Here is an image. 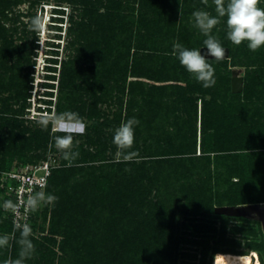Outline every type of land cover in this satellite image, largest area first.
Instances as JSON below:
<instances>
[{
    "label": "trees",
    "instance_id": "16d2710c",
    "mask_svg": "<svg viewBox=\"0 0 264 264\" xmlns=\"http://www.w3.org/2000/svg\"><path fill=\"white\" fill-rule=\"evenodd\" d=\"M10 2L13 0H0V15L5 14L3 10ZM72 4L74 10L81 12L79 21L74 22L71 29L72 45L81 46L84 43L78 49L80 55L86 47L85 32L91 30L88 28L86 31L87 17L98 28L95 31L105 46L101 52L108 49L112 51L109 55H112L116 50L114 41L118 34L123 32L125 35L120 40L124 48L116 50L118 56L114 63L108 66L104 61L103 70L108 75L105 86L118 93L115 98L121 110L114 114L115 123L120 125L129 118L139 121L134 127L135 142L129 151L140 149L152 154L141 161L136 158L117 164L81 165L86 164L90 157L106 154L109 148L111 137L102 130L95 132L90 129L83 136L84 145H98L100 150L93 154L85 150L84 145L75 146V151L82 152L80 158L72 166L64 164V167L55 170L47 188V194L58 197L50 222L52 235L62 237L60 255L50 243L40 242L36 238L35 232L40 225L38 220L41 219L38 215L30 236L35 251L25 261L26 264L35 260V264H179V248L185 243L204 246L203 264H206L210 235L214 236L218 247L238 245L234 239L227 237L228 218L216 214L215 210L226 205V197L234 199V205L264 203V139L262 133L258 132L259 104L264 99V90H261L264 86V62L256 56L259 49L255 52L249 50L246 42L233 45L227 39L225 18H221V22L212 29L211 35L220 33L219 41L223 47L229 48L231 66L242 65L249 69L240 92L232 91V80L225 76V98L229 104L227 108L223 107L224 112H219L214 108L216 98L207 100L204 97L215 86L203 87L171 55L173 42H179L188 49L205 47L202 39L206 37L200 31V35L196 34L198 29L193 26L194 21L191 22L194 20L192 13L203 10L217 15L212 0L208 5H204L202 0H73ZM162 17L167 22L163 29L172 37L158 48V41L153 36L159 32L161 34L159 26L164 20H161ZM1 32L0 28V36ZM11 44L4 37L3 48L8 47L6 56L10 54ZM133 49L134 54H131ZM240 59L245 61L241 64ZM208 62L215 69L216 85L220 83L221 75L216 70H228V60L212 59ZM75 63L68 62L63 68L61 77L64 91L72 86L76 74ZM110 72H113L112 75H109ZM137 78L173 84L151 85ZM181 83H186V87ZM16 93L3 100L8 104L0 110V155L8 148L7 144L12 138L18 139L17 144L21 149H32L39 134L42 137L39 143L43 141L46 145L53 139L50 130L26 136L27 128L23 127L24 121L20 119L23 107H14V104L20 103L22 95ZM196 93L201 95L202 101L199 138L196 129H193L190 112L192 105L198 101V97L194 96ZM103 97L96 96L92 101L88 110L90 117L102 114L97 104L107 101ZM74 98L71 93L70 99ZM123 108L126 114L122 112ZM178 110L184 113L182 119L177 117ZM85 111L81 108L77 113L83 117ZM195 113L198 121L197 108ZM114 121L111 120V123ZM106 122L102 127L109 126V120ZM7 129L10 138L5 136ZM198 146L200 155L197 156ZM39 158L41 155L33 156V159L30 157L27 164L47 159L34 160ZM114 166L128 167L129 172L117 180L110 175L104 184L109 188L108 193L100 194L97 188L103 176L98 177L96 171ZM87 171L93 172L89 178L81 181L80 178ZM83 195L86 197L83 198ZM188 211L193 218H188L182 224L181 217L188 215ZM44 214L43 211L42 220L46 221L48 215ZM219 220L222 222L220 234L217 233ZM7 221L8 230H12L9 215ZM89 221L95 225L90 227ZM181 226L184 231L190 232L183 235ZM38 233H44V229L41 231L39 227ZM249 246L264 251L263 242ZM218 247L213 249V255L228 252ZM0 252V263L8 259L10 253L16 259L19 245L15 242L12 248L0 249ZM182 256L189 257L188 254Z\"/></svg>",
    "mask_w": 264,
    "mask_h": 264
},
{
    "label": "rangeland",
    "instance_id": "374dc122",
    "mask_svg": "<svg viewBox=\"0 0 264 264\" xmlns=\"http://www.w3.org/2000/svg\"><path fill=\"white\" fill-rule=\"evenodd\" d=\"M72 1L73 0H16V2H14L13 0V2H10L3 10L5 14L1 13L0 28L2 29V32L0 36V110L4 108L5 104H8L7 102L3 101L4 99L12 97L14 93L19 92L20 95H22L21 101L18 104H14V107H23L20 119L24 121L23 127L27 128L26 136H31L34 133H39L40 131L47 132V130H50V135L52 138H54V136H63L67 134V130L55 128L51 124L47 129H43L38 123L39 118L42 115H52L53 113H62L68 111L77 113L79 109L84 108V110H86V114L81 117V119L85 127L83 130L77 129L73 132V150L75 146L84 145L85 138H83V136L86 135L90 129L95 130V132L102 130L111 138L106 154H100L97 157H90L86 164L81 165L98 166L101 164L109 165L110 163L117 164L118 162H122V159L117 155L118 150L116 146L113 147L114 144L112 142V136L115 129L119 126V124L115 123L114 121V114L119 112L121 108L116 103L115 97L118 93L116 91H112L110 86H105L108 75H105L103 65L104 61L108 64V66L114 63L118 56L116 50H123L124 48L120 40H123L125 35L123 32L118 34L117 40L114 41L116 50L113 51L112 55H109L112 51L108 49H105L104 52H101L102 48H105V46L100 42V38L97 36L95 31L98 28L95 26V24H92L87 17L85 20L87 25L86 31L88 28L91 30H88L87 33L85 32L84 38L87 39L85 42L86 47L82 55H80L78 49L81 48L84 43H82L81 46L72 45L71 42L73 38L71 35V29L74 22L79 21L81 12L80 10H74L75 7L72 4ZM260 7L264 8V0H261ZM82 9L84 10V6ZM37 15L42 16L45 21V28L39 33L30 30L29 27L31 19ZM162 19L164 18L162 17L161 20ZM192 21L194 20L192 19L191 22ZM166 23L167 22L165 18L162 20L159 26L161 29V34L158 31V35H155V37L153 36V39L158 41V48L161 46V43H164L167 40V38L172 37L171 33L168 35L167 30L163 29L166 26ZM90 25L93 27H88ZM157 30L158 29H156L155 32H157ZM151 32L154 31L152 30ZM196 34H199V30H197ZM219 34L212 35L219 39ZM4 37L7 38L9 42H12L11 47H9V56H6V52H8L6 49H8V47L3 48L4 46L2 45ZM96 41L98 43H96ZM200 50L202 55L206 54L203 53L204 48ZM131 54H134V49L132 50ZM256 56H258L261 62H264V46L259 49V52L256 54ZM206 59L212 60L214 58L210 55H206ZM227 60L228 70L224 68L216 70L221 74L219 78L220 83L216 85L214 84L215 87L209 91L210 93L204 96L207 100H212V97L216 98L215 100L217 105L214 106V108H216L219 112H224L223 107L227 108L229 104V100L225 98V88L227 87L225 76L230 77L231 80L237 76L246 78L249 71V69L242 65L231 66L232 61L230 58H223L221 61ZM240 60L241 61L239 63L241 64L245 61V59ZM71 61L76 62L73 65L76 70V74L73 78L71 88L64 91L62 90L61 74L65 64ZM112 73L113 72H110L109 75H112ZM262 77L264 78V74H262ZM137 80L140 82L149 83L151 85L173 84V82L156 83L155 81H150L143 78H137ZM110 82L111 84L114 83V81ZM181 85L186 87L187 84L181 83ZM261 90H264V86ZM71 93L74 94V99H70ZM103 95V98H106L107 101L97 104V107L102 114L97 115L98 117H90L88 115V110L90 109L92 101H94L96 96L102 97ZM194 96L198 97V101L196 105H192L190 112L191 120L193 122V129H196V134L199 138L202 101L200 99V94L196 93ZM262 97L264 98V91ZM259 105L260 119L258 132H260V134L262 133L263 136L261 135V137L264 139V99ZM34 108L37 112L36 114L31 113ZM195 108L198 109V121ZM122 112L126 114L125 108L122 109ZM183 116L184 113L178 110L177 117L182 119ZM107 120H109V126L102 127V124H106ZM111 120H113L114 123H111ZM5 132L7 133L5 136L10 138L8 133L9 129H7ZM17 132L19 131L17 130ZM0 135L2 134L0 133ZM41 138L42 137L39 134L37 138L38 140L31 146L32 149H30V147H23V149H21L17 144L18 139L12 138L10 142H8L9 144H7L8 148L0 155V166H4L3 168L0 167V235H11L13 232V229L8 230V213L3 209L2 206L3 202L6 200L5 190L1 183V177L3 176L2 172L20 168L29 162L30 157L33 159V156L36 155H41V158L34 160H40L45 157L48 158L49 156H52L57 158L58 162L63 165L66 164L67 166V162L62 158V153L55 148L54 144L51 143L53 139L50 140L49 144L45 145L43 141L41 143L38 142ZM94 139L96 140L97 136H95ZM140 144H142V141ZM84 149L93 154L100 150L98 145H84ZM136 152H138L137 161L145 160L148 158L147 156L152 154V152L140 149H138ZM79 153V156H81L82 152ZM198 155H200L199 146L197 147V156ZM126 169H128V167L119 168L118 166H114L112 169L103 168L98 169L97 171L95 170L98 177L103 176V178L99 181L97 191L100 192V194H107L109 188L104 185L108 181L107 178L112 175L114 176L115 180L121 179L123 178L122 176L125 172H129L128 170L126 171ZM92 172L93 171H87L86 175H83L80 180L85 181L86 178L90 177L89 175ZM235 180L236 179H234V181ZM153 188L157 189L156 187ZM165 190L166 189H164V191ZM224 193H226V191ZM155 194L156 192L152 196V199L155 197ZM84 197H86V195H83V198ZM225 199L227 203L226 205L222 206V208L224 210L223 216L228 218V226L226 231L227 237L230 240L234 239L238 245H225L224 247H218L215 244L216 242L214 236L210 235V252L206 254V264H264V251L256 250L249 246V244L252 243H264V227L261 218L259 216L253 217L247 213L252 206L259 205L260 203L234 205L236 202L234 199L229 197H226ZM55 205L56 201L46 205L44 212L45 214L47 213L48 219L46 221L42 220L41 214V219L38 220L40 224L39 227L41 231L44 229V233L39 234L38 227L37 231L35 232V236H37L36 238L39 239L40 242L44 241L45 243H50L51 247L56 250L58 255H60V244L62 242V237L58 235H52L51 232L52 223L50 222V216L52 213V208H55ZM261 205L264 207V203H261ZM192 215L193 214L189 213L188 211V215L181 217V223L183 224V222L188 220V218H193ZM88 223L90 227L95 225V223H90V221ZM181 228V233L183 235L190 232L184 231L182 226ZM217 229V233L220 234L222 230L221 220L217 221ZM19 236L20 234L15 232L16 240L19 239ZM52 238H54L53 241H50ZM16 240H10V248H12V245L16 242ZM217 247L228 252H219L213 255L212 251ZM203 251L204 246L202 245L187 243L182 244L179 248L180 258L178 263L203 264ZM182 254H188L189 257L184 258ZM9 258L14 259V256L12 257L10 253L8 259ZM35 263L36 260L31 264Z\"/></svg>",
    "mask_w": 264,
    "mask_h": 264
},
{
    "label": "clouds",
    "instance_id": "9594fccd",
    "mask_svg": "<svg viewBox=\"0 0 264 264\" xmlns=\"http://www.w3.org/2000/svg\"><path fill=\"white\" fill-rule=\"evenodd\" d=\"M204 5H208L209 0H202ZM217 15L213 16L208 11L196 10L192 13L194 18V27L202 33L204 39V48L207 50L202 55L200 49H188L179 42H173L172 53L178 59L189 74L202 84L209 88L216 83L214 79L215 69L206 59V55L214 57L216 61H221L225 57V48L219 39L211 35L212 29L225 18L227 39L235 46L246 42L249 50L255 52L264 46V8L260 7L261 0H212ZM180 14L182 15L181 11ZM30 30L42 32L45 28V21L42 16L33 17L29 24ZM38 123L43 129H47L51 124L55 128L67 130L63 136H54L55 148L62 153V158L67 162V166H72L73 162L79 157L80 153L73 150V132L77 129L83 130L84 124L76 112L53 113L52 115H42ZM139 123L135 118H129L122 121L115 129L113 134V144L116 146L117 155L121 157L122 162H131L138 157V152L129 151L135 142L134 127ZM129 169H126V171ZM58 197L47 194L44 191L30 192L26 201L14 203L12 200L3 202V209L17 213L23 206L26 212L37 211L42 204L53 203ZM19 231V239L16 240L15 232ZM32 228L28 223H14V229L11 235H0V249L10 247V240H16L19 245L18 258L5 259L3 264H25L35 251L30 236Z\"/></svg>",
    "mask_w": 264,
    "mask_h": 264
},
{
    "label": "built area",
    "instance_id": "2783aa9c",
    "mask_svg": "<svg viewBox=\"0 0 264 264\" xmlns=\"http://www.w3.org/2000/svg\"><path fill=\"white\" fill-rule=\"evenodd\" d=\"M31 113H37L35 108ZM62 167H64V165L58 162L57 158L49 156L46 160L39 163L27 164L3 173L2 180L5 184L6 200L10 199L14 203H19L21 201H26L30 192L44 191L47 193L49 180L53 172ZM44 208L45 204H42L35 212H26L23 206L18 209L17 213L7 211L11 218L13 229L14 223L16 222L28 223L33 233L34 219L43 213Z\"/></svg>",
    "mask_w": 264,
    "mask_h": 264
},
{
    "label": "water",
    "instance_id": "95a60500",
    "mask_svg": "<svg viewBox=\"0 0 264 264\" xmlns=\"http://www.w3.org/2000/svg\"><path fill=\"white\" fill-rule=\"evenodd\" d=\"M203 53L204 54L207 53V50L205 48H204ZM229 56H230V50H229V48H225V57L224 58H229ZM243 83H244V77H242V76H237V77L232 78V82H231L232 91L233 92H240L242 90ZM215 211H216V214H218V215L224 214V210L222 207H217ZM247 213H249L251 216H254V215L259 216L261 218V221H262L263 227H264V207H263V205L259 204L256 206H252Z\"/></svg>",
    "mask_w": 264,
    "mask_h": 264
}]
</instances>
